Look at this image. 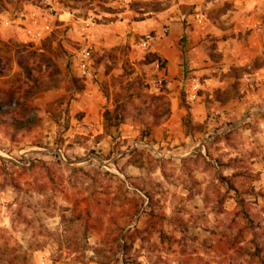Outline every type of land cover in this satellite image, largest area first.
<instances>
[{
    "label": "rangeland",
    "instance_id": "rangeland-1",
    "mask_svg": "<svg viewBox=\"0 0 264 264\" xmlns=\"http://www.w3.org/2000/svg\"><path fill=\"white\" fill-rule=\"evenodd\" d=\"M42 1L0 0V104L35 93L0 124V264H264V0H53L31 42Z\"/></svg>",
    "mask_w": 264,
    "mask_h": 264
},
{
    "label": "trees",
    "instance_id": "trees-1",
    "mask_svg": "<svg viewBox=\"0 0 264 264\" xmlns=\"http://www.w3.org/2000/svg\"><path fill=\"white\" fill-rule=\"evenodd\" d=\"M17 66L20 69H23L25 72V75L28 77V73L25 67L22 66V64L20 62L17 63ZM58 85V83L56 82H52L51 85L49 87H53L55 88ZM48 88V87H46ZM35 93L33 91H31L30 89H26L25 91H23L21 93V95H19L20 97H18V93H15L13 91H10L9 96H8V101L7 104L9 105H13L11 108H3V105L0 104V124H4V122L2 121V119L4 117H6L7 115H17L18 117H16L15 119H13L11 122L8 123V125L10 127L13 128V132L11 131V133L9 134L10 139L14 140L16 138V134L19 131H29L34 125V119L33 118H24L31 110V106L29 105V99L34 95ZM215 101L219 102V103H225L227 102L230 98L225 95L223 92H218L216 91L215 93ZM17 95V97L15 98L14 96ZM14 98V100L12 99ZM162 99V97H155L154 99ZM169 111H168V105L167 103L165 104V107L163 108V110H161L160 114H156V113H152V125L151 127H156L159 125L161 118H166L168 115ZM103 117V124H102V128L105 130L109 125H108V121L110 120V114L107 111H104L102 114ZM5 252V249L0 247V255H3ZM19 256L18 255H11V257L9 259H7L6 263L7 264H15V262L18 260ZM23 260V257H20Z\"/></svg>",
    "mask_w": 264,
    "mask_h": 264
},
{
    "label": "built area",
    "instance_id": "built-area-1",
    "mask_svg": "<svg viewBox=\"0 0 264 264\" xmlns=\"http://www.w3.org/2000/svg\"><path fill=\"white\" fill-rule=\"evenodd\" d=\"M53 5V0H43L41 9L33 6L28 9L26 15L24 16L27 23L24 25L23 31L29 38V41L39 42L48 32H50L49 24L44 21L47 17H51V13L54 11ZM194 18L197 23L202 21L201 14L196 13ZM4 24L7 25L10 24V22H4ZM147 39L148 37L145 36V40H141V46H145ZM74 58L79 72V77H86L88 72L87 61L89 59V50L86 47L79 49ZM155 68H158L157 64H155ZM255 76H257V73L253 72L251 74L244 75L243 78L245 81H252ZM190 98H194V94L191 95ZM226 131H229V128H226Z\"/></svg>",
    "mask_w": 264,
    "mask_h": 264
},
{
    "label": "crops",
    "instance_id": "crops-1",
    "mask_svg": "<svg viewBox=\"0 0 264 264\" xmlns=\"http://www.w3.org/2000/svg\"><path fill=\"white\" fill-rule=\"evenodd\" d=\"M135 1H140V0H135ZM141 1H147V0H141ZM180 1L183 3H186V4H193L194 3L193 0H185V1L180 0ZM215 1H217V0H215ZM251 2H253V0H250V1L248 0L247 5L249 6L251 4ZM137 28H139L137 25V22H132L130 20V16L126 15L125 13H122V34L125 33L127 30L131 31V30H135ZM262 127H264V126L262 125Z\"/></svg>",
    "mask_w": 264,
    "mask_h": 264
}]
</instances>
